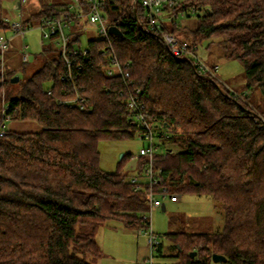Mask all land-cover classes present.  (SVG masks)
Here are the masks:
<instances>
[{
    "label": "trees",
    "instance_id": "16d2710c",
    "mask_svg": "<svg viewBox=\"0 0 264 264\" xmlns=\"http://www.w3.org/2000/svg\"><path fill=\"white\" fill-rule=\"evenodd\" d=\"M132 3L103 0L102 10L109 26L122 32L110 38L119 62L130 64L133 84L107 74V41L94 35L83 43L82 23H75L68 27L69 46L88 48V59L81 53L71 57L74 81L63 78L67 65L61 48L47 45L43 52L55 53L21 82L17 95L5 98L12 119L35 120L41 129L0 136V264H100L105 253L97 234L103 225L115 218L130 228L144 225L147 190L137 189L131 178H144L147 158L138 157L132 174L122 171L131 152L122 155L116 171L101 168L100 141L136 135L129 88L139 89L148 120L168 128L158 132L160 184L171 193L210 195L223 208L220 229L167 234L178 243L172 255L177 264H212L214 252L227 258L219 264H264L261 122L217 75L207 77L190 60L175 57L149 29L144 8L138 4L134 10ZM183 5L198 9V25L188 28L174 19L162 23L163 29L197 45L219 38L226 57L243 63L246 92L256 88L264 96V0ZM67 7L48 3L23 22L31 26ZM0 27L7 31L9 22L0 21ZM9 83L0 82V119ZM75 88L85 98L83 109L59 102Z\"/></svg>",
    "mask_w": 264,
    "mask_h": 264
},
{
    "label": "rangeland",
    "instance_id": "374dc122",
    "mask_svg": "<svg viewBox=\"0 0 264 264\" xmlns=\"http://www.w3.org/2000/svg\"><path fill=\"white\" fill-rule=\"evenodd\" d=\"M18 1L22 3L21 7H18ZM72 1L0 0V21L8 23L15 19L24 20L48 3L57 5ZM133 9L136 10L134 7ZM35 20L36 18L33 19V22ZM177 21L179 23L185 22L183 24H188L190 28H195L199 22L195 13L186 17L179 16ZM38 23L39 21L34 22L33 27L27 30L25 36L13 35L9 32V29L6 31L11 38L8 49L3 54L0 53V77L8 79L10 83L7 85L5 92L2 93L1 107L7 103L5 98L9 95H17L21 82H25L28 76L40 67L46 58H49L53 52L55 53V51L45 53L43 48L47 45L57 47L59 44L54 37L43 38ZM77 25L71 22L69 27L74 28ZM81 26L83 43L88 40V36H97L95 29L90 27L87 22L84 21ZM3 32L5 31L0 29V33ZM218 40L219 38L213 41L210 39L204 40L198 45V54L207 65L214 68L220 81L229 86L232 95H238L236 96L237 102L254 114L264 129V96L256 88L246 92L248 90L245 89L247 81L243 63L238 59L226 57ZM24 42L28 44L29 61H24L22 58ZM15 75L19 76L20 81H11V78ZM205 76L210 77L206 74ZM213 77L212 75L210 78ZM6 129L38 131L41 126L35 120L14 118L6 122ZM157 130L165 133L164 131L168 128L159 125ZM157 141H159L158 134ZM142 145L143 142L137 135L130 139H105L100 141L101 168L109 172L116 171L122 155L128 152H131L132 155L138 154ZM159 149L163 150V146L160 145ZM138 160L139 158L134 159L132 156L128 158L123 164L122 171L128 172V174L134 173L135 167L138 166ZM178 194L179 198L176 201L170 200L169 194L165 197L162 196L166 210H163L160 206L152 209L149 213L150 229L158 235L162 242V252L154 251L152 253L147 235L139 234L137 228L126 227L123 221L115 218L103 225L97 234V239L105 253V256L100 260V264H177V259L172 255L175 254L178 243L175 244V240L167 235L169 232L182 230L206 231L211 228L214 230L222 228L224 212L218 200L207 194L199 195L192 192ZM212 264L219 263L212 262Z\"/></svg>",
    "mask_w": 264,
    "mask_h": 264
},
{
    "label": "built area",
    "instance_id": "2783aa9c",
    "mask_svg": "<svg viewBox=\"0 0 264 264\" xmlns=\"http://www.w3.org/2000/svg\"><path fill=\"white\" fill-rule=\"evenodd\" d=\"M185 1L186 0H133L132 4L134 8H136L138 4L144 8V16L149 29L161 35L165 47L175 57L186 58L197 66L199 72L215 77L214 68L207 65L198 54V45L196 43L187 39H181L175 33L164 30L162 27V23L171 22L174 19L177 20L179 16L186 17L193 13L197 14L198 9L195 6L183 5ZM102 4L103 0H73L69 2L67 9L60 11L57 15L44 18L38 23L42 31V37L56 38L67 65V72L63 74V78H69L71 81H74L73 65L76 64H74L71 57L81 53L85 59H88V48L82 46L80 48L70 47L71 35H69L67 28L71 22H87L90 27L95 29L98 37L107 41V49L111 52L107 74H119L125 83L133 84L134 82L129 79L130 73L127 70L130 64L125 63L122 65L115 54L113 43L110 38L112 33L109 32V21L102 10ZM202 13L204 12L202 11ZM32 27L33 25H25L23 20L20 19L11 20L9 22V31L13 35L19 34L25 36L27 30ZM10 38L11 37L8 36L6 32L0 33V53L3 54V52L8 49ZM27 49L28 44L24 42L22 54L24 61L30 60V53ZM76 67L78 69L82 68L80 63H78ZM0 82L2 83L3 79H1ZM80 90L81 89L75 88L74 95L59 99V102L65 103L70 107L78 106L80 109H83L85 107V98L81 95ZM127 92L128 106L138 122L136 135L143 142L139 153L133 154L132 158H138L140 155L147 158L144 178L141 179L138 174L133 175L131 178L137 189L146 187V197L149 201V209L142 215L144 225L138 228V233L148 236L151 252L154 253V251L159 249L160 239L158 235L150 229L149 213L152 209L162 206V196L165 197L169 194L170 200L176 201L179 198V194L171 193L166 186L160 184V169L155 167V153L159 147L157 144V126L148 120L144 112V103H142L139 89L133 90L129 88ZM47 93L50 94L51 90H48ZM10 120H12V117L9 113V106L6 103L2 106L0 136L7 133L6 122Z\"/></svg>",
    "mask_w": 264,
    "mask_h": 264
},
{
    "label": "water",
    "instance_id": "95a60500",
    "mask_svg": "<svg viewBox=\"0 0 264 264\" xmlns=\"http://www.w3.org/2000/svg\"><path fill=\"white\" fill-rule=\"evenodd\" d=\"M109 32L112 33V34H116V35H120L122 34L120 28L117 26V25H110L109 26ZM19 80V76L15 75L11 78V81L12 82H16ZM192 181H195L194 179H192ZM197 183V182H196ZM162 209L163 210H166V207H165V203L162 204ZM196 254V251H193L191 252V255L194 256ZM212 260L213 262L215 263H219V262H225L227 260L226 256L221 254V253H217V252H214L212 254Z\"/></svg>",
    "mask_w": 264,
    "mask_h": 264
},
{
    "label": "crops",
    "instance_id": "0c3cea01",
    "mask_svg": "<svg viewBox=\"0 0 264 264\" xmlns=\"http://www.w3.org/2000/svg\"><path fill=\"white\" fill-rule=\"evenodd\" d=\"M18 7H21V2H20V1H18ZM183 23H185V22H183ZM183 23H180V24H182V25H187V27L190 28V27L188 26V24H183ZM0 29H1V31L3 30V31L6 32V30H4L3 28L0 27ZM9 32H10V31H9ZM11 40H12V39H11ZM160 242H161V241H160ZM161 244H162V242H161ZM162 249H163V244H162V246H161V251H159V252H162Z\"/></svg>",
    "mask_w": 264,
    "mask_h": 264
}]
</instances>
